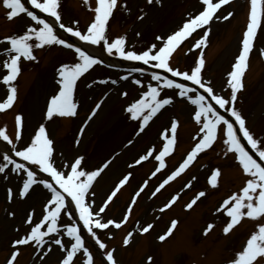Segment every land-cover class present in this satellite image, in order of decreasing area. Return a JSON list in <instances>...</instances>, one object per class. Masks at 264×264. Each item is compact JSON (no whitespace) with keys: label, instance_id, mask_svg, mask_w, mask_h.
<instances>
[{"label":"rangeland","instance_id":"1","mask_svg":"<svg viewBox=\"0 0 264 264\" xmlns=\"http://www.w3.org/2000/svg\"><path fill=\"white\" fill-rule=\"evenodd\" d=\"M261 1L262 25L260 24L254 38L253 48L249 54L250 68L246 77L243 76V89L237 93L235 107L245 117L247 127L254 136L264 140V55H261V50L264 49V0ZM22 2L32 10L24 0ZM95 7L96 0H89L88 5L84 4V0H59L60 23L74 29L78 28L83 33L94 18L92 9ZM141 10L144 18L138 20L137 16L142 14ZM201 10V0H163L162 6L155 3L149 5L147 0H118L117 8L114 9L107 26V36L109 42L119 36H125L127 49L137 52L145 50L151 44L159 47L161 41L156 40L157 36L167 37L178 30L190 16H195ZM6 11L0 5V40L9 35L22 34L27 25L34 24L24 14L9 21L5 15ZM229 11L233 15L227 20L215 18L225 16ZM249 13L250 0H230L229 4L222 5L214 14L210 26H205L210 27L206 45L192 49V45L203 36L205 30L196 29L188 37L185 46L182 45L181 49L173 54L169 60L170 66L179 71L190 72L198 58L202 56L205 61L201 72L203 80L210 82L216 94L229 98L228 73L232 70L235 58L241 50L242 34L246 29ZM44 14L41 15L44 17ZM42 16L39 17L43 18ZM73 21L77 23L73 24ZM54 32L66 42L83 46L84 48H81L87 52L101 53L109 64L118 62L120 66L114 64L115 67L108 68L101 64L94 65L77 81L73 96L78 104L77 114L72 117L57 116L49 121L44 117L49 98L56 94L59 88L57 70L62 64L77 62L76 55L73 50L62 48L61 45H51L34 50L36 61L22 58V71L17 80L12 82L17 88V99L11 108L0 111V128L5 129L15 148L0 138V165L7 163L3 159L4 155H8L10 159L14 158L13 160H23L15 156V151L22 150L30 143V138L43 123L49 138L53 140L54 166L58 170L67 172L66 162H71L77 156L84 158L82 161L84 170L103 169L94 180L90 189L92 194L88 196L93 212L98 210L94 208L95 202L101 206L119 180L129 173L131 174L129 179L120 187L113 200L107 203L101 218L104 221L112 219L120 222L130 204L131 212L128 213L126 223L124 222L119 229L112 225L103 230L93 229L97 232L98 238L106 244V248L100 250L89 232L84 229L75 206L69 207L67 203L58 218V232L44 237L46 241L44 250L47 251V255L43 260L36 254L34 245H25L18 246L19 255L14 264H60L66 252H62L54 240L61 239L66 248L70 247L72 241L66 235V229L71 226L84 231L85 247L89 249L96 264H105L104 255L110 250L113 251L117 264H228L234 259L235 252L242 249L250 234L257 230V225L264 224V217L255 220L242 217L228 234L223 233V228L230 218L224 214V209L220 211L217 209L225 199L234 193L239 194L248 179L247 176L243 178L241 175L242 169L233 153H229L225 148L222 153H218L221 148L219 146L207 153L206 157L203 151L199 152L192 166L193 161L156 192L159 185L183 162L192 150L190 148L198 142L199 125L193 118V105L190 102L179 101L176 94L178 90L162 88L158 98L171 97L172 103L156 113L144 130L140 131L139 124L142 120L133 119L127 108L140 99L148 84L156 86L158 82L151 80L149 74H137L123 68L122 62L133 61L109 55L102 44L89 45L67 32L59 30ZM6 47H8L6 41L0 43V76L6 74L2 67L3 61L8 59V55L4 54ZM157 72L166 75L165 72ZM137 79L141 81V85L134 83ZM169 79L184 83L187 87L195 89V92H201L190 83L181 82L174 77ZM6 94L7 87L0 83V101L6 98ZM97 103H101V107L90 121L87 120ZM144 112L146 114L147 109ZM16 115L22 117L19 141L15 138ZM172 120L178 122L181 130L174 134L175 152L173 155L163 157L164 164L161 166L155 156L162 150L167 139L173 136L170 131ZM82 126L84 131L80 135L79 130ZM221 134L224 136L222 131ZM77 137L79 144L75 143ZM149 151L151 155L148 154ZM142 155L148 158L136 163ZM105 164L107 167H104ZM12 168L14 165L8 164L5 172L0 173V264H7L14 250L12 241L25 236L30 232L31 226L42 219L44 213L41 214L42 211L39 210L48 199L42 185H34L36 191L27 199L21 198L18 192L23 186L21 177L26 178V173L12 172ZM217 169L220 175L217 185L213 187L208 181L213 170ZM230 171L237 176L227 173ZM46 176L48 174L36 171L37 180L41 177L45 179ZM201 191L205 192V195L200 197L191 209L186 208L185 205ZM39 192H43V198L39 197L40 199L35 202L33 196ZM137 192L139 195H136ZM153 192L156 194L152 195ZM174 195L179 196V201L173 208L165 211L164 205ZM134 196L135 203H132ZM29 212L32 213V225L25 222ZM37 212L39 214L35 218ZM36 220L38 222H35ZM172 220L178 222L176 227L165 241H160L158 237L167 231ZM149 223L153 225L149 233H142L141 228ZM208 224H212L213 228L205 234L204 230ZM41 230H46V224ZM129 232L132 233L130 243L124 245L123 240ZM77 254L81 255L72 264H86L82 252ZM148 257H151V260H148Z\"/></svg>","mask_w":264,"mask_h":264},{"label":"snow or ice","instance_id":"2","mask_svg":"<svg viewBox=\"0 0 264 264\" xmlns=\"http://www.w3.org/2000/svg\"><path fill=\"white\" fill-rule=\"evenodd\" d=\"M26 2L31 4L33 8L38 9L41 13H45L54 18L55 23L59 24L61 29L71 36L78 38L79 41L94 46L102 44L104 50L109 55H117L127 61H140L144 64L151 63L152 67L169 72L173 77H181L185 81H191L193 84L198 85L200 89H203L204 93L207 94V97L205 95H195V98H193L188 94L194 93L195 89L187 87L184 83L162 76L157 72H153L151 74V80L158 82L157 85L153 86L152 84H148L147 90L142 93L140 99L128 106L127 112L131 114L132 118H140L142 120L139 124L140 131L144 130L148 121L156 115V113L166 105L172 103L171 97L158 98L160 97L162 88L178 90L176 94L179 97H187L191 104L196 106L193 118L195 122L200 125L198 142L195 143L194 147L187 154L179 167L159 185L156 192H158L160 188H163L165 184L180 172L184 171L199 152L210 148L217 139L218 131H222L225 137L223 143L227 146V151L233 153L242 172L248 177L240 193H234L228 199H225L220 208L217 209V211L224 209V214L230 218L223 228V233L228 234L229 231L241 221L242 217L255 220L264 216V140L256 138L249 128L246 127V119L235 107L237 93L243 89V76L247 68L250 51L253 48L254 38L257 36V30L261 24V0H250V13L246 29L242 34L241 50L235 58L232 70L228 73L227 85L230 88V97L227 99L214 93L210 82H205L203 80L201 72L205 61L202 56L198 58L195 66L190 72L179 71L178 69L172 68L169 64V58L177 46L196 29L205 28L203 36L195 41L192 45V49L205 46L210 31V27L205 26H210V22L213 20L217 10L220 9L222 5L229 4L230 0H218V2L215 3L213 0H201L202 10L199 11L198 14L190 16L189 19L183 22L178 30L167 37L157 36L156 40L161 41L159 47H157L156 44H151L140 52L127 49L125 36H119L109 42L107 26L113 15L114 9L117 8L118 0H96V7L92 9V11H94V18L83 33L78 28L66 27L63 23H60L61 13L59 11V0H26ZM88 3L89 0H84L85 5H88ZM147 3L149 5L155 3L156 5L162 6L163 0H147ZM0 5L7 10L5 15L9 21L24 14V16L30 18V20L34 22V24L27 25L22 34L9 35L3 37V40H0V43L6 41L8 44V47L4 49V54L8 55V59L4 60L2 64L3 69L6 70V74L0 76V83L7 87V94L6 98L0 101V111L11 108L17 99V88L12 82L17 80V77L22 71L21 59L36 61L37 56L34 54L35 49L51 45H62L68 49L74 50L77 62L62 64L57 70L59 76L57 84L59 88L57 93L49 98L44 118L50 121L57 116H75L77 114L76 110L78 104L74 101L73 96L77 81L88 72L89 69L93 68L94 65L102 64L103 61L89 54L81 47L59 38L54 32L53 23L46 21L32 10H29L22 0H0ZM121 7H124V5H121ZM141 13V15L137 16L138 20L144 18L143 10H141ZM232 15L233 13L229 11L227 15L215 18L217 20H227ZM76 23V21H73V24ZM137 35H139V33H137ZM192 49H189V51H192ZM261 55H264V49L261 50ZM132 71L142 72L143 70L133 69ZM112 83H116V81H112ZM134 83L141 85V81L138 79L135 80ZM124 94L126 95V93ZM208 100L213 101L220 109L227 111L230 118L234 119L225 118V116L221 115ZM226 105L229 107L226 108ZM100 107L101 103H97L87 120L90 121ZM145 109H147L146 114L144 112ZM15 124L17 129L15 138L19 141L22 127L21 115H16ZM86 124L87 121H85L84 126H86ZM234 124L238 125V131L243 134V139L247 141L250 150H246L245 146L241 143L237 135V129L234 128ZM84 126L79 130L80 135L83 134ZM177 127L178 122L172 120L170 131L173 136L167 139V142L163 145V149L155 156V159L160 162L161 166L164 164L163 157L169 153L174 144V134L177 131ZM0 138L15 148V144H13V141L6 134L4 128H0ZM194 139L197 138L194 137ZM75 143L79 144V137H77ZM129 143H131V141H129ZM250 151L253 154H250ZM53 152V140L49 138L46 126L42 123L30 138V143L22 150L15 151V156L22 158L23 161L29 162V165L35 166L40 172L48 174L52 181H54L62 191L57 190V188L46 179L37 180L35 178L36 171L29 170L25 164L17 163L15 160L10 159L8 155H4L3 157L7 163L0 165V173L5 172L8 164L14 165V168L11 169L12 172L26 173V178L21 177L23 186L18 192L21 198L30 195V189L32 192H35L36 188L33 187L34 185H42V190H49L50 193L45 205L46 214L42 215V219L38 223L31 226L30 232L25 236L12 241L14 250L7 260V264H14V261L19 255L18 246L25 245H34L36 254L43 260L44 256L47 255V251L44 250V246L46 245L44 237L51 233L58 232V218L62 209H65L66 197L70 198V201L74 203L75 209L79 214V219L83 222L84 229L89 232L91 238L95 241V244L98 245L100 250H104L106 244L98 238L97 232L93 229L103 230L107 229L110 225L119 229L121 225L127 221L128 213L131 212L130 204L120 222H116L112 219L104 221L101 218V213L105 211L107 203L112 201L117 195L120 187L129 179L130 173L119 180L107 195L105 202L94 213L92 204L87 200V197L92 194L90 189L93 186V182L103 169L86 171L82 167L84 158L82 156H77L71 162H66L65 167L68 169L67 172L58 170L54 166L55 161ZM148 154L151 155V151H149ZM147 158L146 155H142L136 163ZM104 167H107V164H105ZM157 171H159V169H157ZM219 175L220 171L218 169L213 170L209 179V184L215 187ZM6 178L7 177H5V179ZM188 186L189 185H185V187ZM156 192H153L152 195H155ZM8 193L9 198H11V189L8 190ZM136 195H139V192H137ZM204 195L205 192H199L191 202L185 205V207L191 209L196 201ZM176 199L177 196H172L171 200L164 205V208L169 207ZM132 203H135V196L133 197ZM161 211H163V209H161ZM9 215H12V213H9ZM25 222L32 225L31 212L28 213ZM177 223L176 220H172L170 227L164 234L160 235L158 239L160 241H165V239L172 234ZM45 224L46 230H41L42 226H45ZM152 227L153 225L149 223L142 227L140 231L142 233H147ZM212 228L213 225L208 224L204 233L207 234ZM66 235L70 237L72 241L68 248L62 244L61 239L57 238L54 240L55 245L60 246L62 252H66L60 264H72L76 254L81 252L86 258V264H94L93 256L89 252V249L85 247V242L79 234L78 228L75 226L67 227ZM131 237L132 233L129 232L124 238L123 244L128 245ZM48 250L50 251V245L48 246ZM148 260H151V257H148ZM106 261L107 264H117L114 259L113 251L110 250L106 252ZM228 264H264V224L257 225V230L250 234L242 246V249L235 252L234 259L229 261Z\"/></svg>","mask_w":264,"mask_h":264},{"label":"bare ground","instance_id":"3","mask_svg":"<svg viewBox=\"0 0 264 264\" xmlns=\"http://www.w3.org/2000/svg\"><path fill=\"white\" fill-rule=\"evenodd\" d=\"M138 67H143V65H139ZM227 173H231V172H227ZM233 176H234V174H233ZM32 191H30V193H31ZM29 197V195H27V197L26 198H28ZM34 197V199H35V202L38 200V199H40L39 197H42L43 198V192H39V193H37L35 196H33Z\"/></svg>","mask_w":264,"mask_h":264}]
</instances>
